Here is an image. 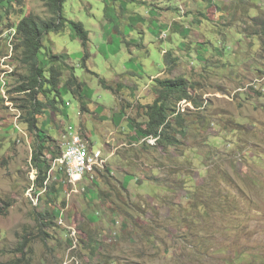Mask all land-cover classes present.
Wrapping results in <instances>:
<instances>
[{"label":"rangeland","instance_id":"rangeland-1","mask_svg":"<svg viewBox=\"0 0 264 264\" xmlns=\"http://www.w3.org/2000/svg\"><path fill=\"white\" fill-rule=\"evenodd\" d=\"M47 2L0 3V261L25 234L29 264H264V0H66L88 57L69 25L43 39L65 55L69 105L38 94L41 159L52 168L70 126L106 160L76 184L54 167L32 202L37 131L13 46L22 17H50ZM177 77L188 95L168 115L178 141L150 145L132 125L146 122L156 79Z\"/></svg>","mask_w":264,"mask_h":264},{"label":"trees","instance_id":"trees-1","mask_svg":"<svg viewBox=\"0 0 264 264\" xmlns=\"http://www.w3.org/2000/svg\"><path fill=\"white\" fill-rule=\"evenodd\" d=\"M3 2H5V0H0V3ZM65 2L66 0H48L47 7L51 14L49 18H41L33 14L24 16L15 26L14 33V39L16 38L17 41L14 43L13 49L15 53L21 51L20 62L28 68V75L22 79L15 90L25 93L26 99L23 102L28 103L29 107L26 108L25 105L21 107L27 110L24 122L31 132L37 131V147L34 148L31 157L33 161L32 164L37 171V177L34 181L36 188L33 191V197L37 199V201H39L40 195L44 193L42 189L45 190V192L47 190V185L46 189H44V183L48 180L47 175L50 170V164H47L49 161L41 159L43 156V148L45 149L47 147L43 144L40 145L41 141H44V138L47 137L46 139L49 140V137L44 133V129L38 127L37 120V116L43 114L47 105L38 100L37 96L40 92L45 97L48 93H53L52 99H48L47 101L49 108L52 110L56 109L57 102L62 103L64 108L67 103L61 99L60 93L62 71L65 67L63 64L65 55H56L53 54L49 48H44L42 44L43 39L46 34L61 32L69 25L75 36L80 39L84 51V58L88 57V32L80 22L68 21L63 16L62 9ZM41 50L43 51V58L49 65L47 70L44 69V66L39 62L38 55ZM165 56L167 59L168 54ZM156 81L159 84V87L155 89L158 96L150 104L142 107L146 122L144 124L138 123L137 125H132V127L136 129L138 126L137 132H139L142 137L159 136L158 145H162L163 143L171 145L177 142L178 139L173 134L175 130L172 127L173 124L168 120V115L175 113V109L173 108L176 102L188 98L187 93L184 91L187 87V83L180 77L176 79H156ZM66 82H69V85L71 84L70 80ZM26 91L29 92L27 93ZM82 109L86 111L85 107ZM180 118L179 114L175 115V119ZM178 126L181 127L180 131L183 133V127L180 124H178ZM50 152L53 155V160L61 155L59 152L56 153L55 150ZM56 176L59 177V174ZM50 186L52 190L53 187H55L54 184ZM3 214V210L0 209V215ZM45 236H47V234H45ZM27 249L30 250L29 240L28 236L24 234L16 248L13 249L14 255L12 258L6 261H0V264H29V257L26 254ZM2 250L3 249H0V253ZM3 253L8 254L6 251H3Z\"/></svg>","mask_w":264,"mask_h":264},{"label":"built area","instance_id":"built-area-1","mask_svg":"<svg viewBox=\"0 0 264 264\" xmlns=\"http://www.w3.org/2000/svg\"><path fill=\"white\" fill-rule=\"evenodd\" d=\"M71 130L72 127L69 126L68 135H70V138L69 140H63L61 155L54 159L50 170L55 167L57 174L60 176L64 174L69 183L76 184L84 177H93L106 159L102 157L100 150L91 146L88 140L83 139L77 132ZM143 140L150 145H154L157 138L149 136ZM46 185L47 182L44 183V189H46ZM34 199L32 198V202H34Z\"/></svg>","mask_w":264,"mask_h":264},{"label":"clouds","instance_id":"clouds-1","mask_svg":"<svg viewBox=\"0 0 264 264\" xmlns=\"http://www.w3.org/2000/svg\"><path fill=\"white\" fill-rule=\"evenodd\" d=\"M188 103V102H187ZM186 102L184 103V105H186L187 104ZM67 105H68V103H66ZM188 105V104H187ZM152 137V136H151ZM157 142V141H156ZM90 143V142H89Z\"/></svg>","mask_w":264,"mask_h":264}]
</instances>
